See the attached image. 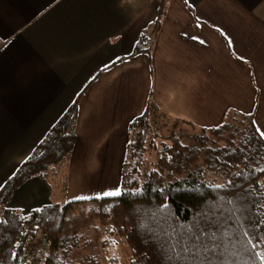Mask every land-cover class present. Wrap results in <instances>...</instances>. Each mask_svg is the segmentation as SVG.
<instances>
[{"label": "crops", "instance_id": "0c3cea01", "mask_svg": "<svg viewBox=\"0 0 264 264\" xmlns=\"http://www.w3.org/2000/svg\"><path fill=\"white\" fill-rule=\"evenodd\" d=\"M156 5L0 0V186L90 82L74 125L80 165L69 178H87L93 160L103 164L112 135L127 134L149 102L195 128L220 125L230 113L252 115L261 136L264 0H168L150 56L124 57ZM80 188L90 194L89 185ZM51 196L33 177L6 206L26 212Z\"/></svg>", "mask_w": 264, "mask_h": 264}, {"label": "trees", "instance_id": "16d2710c", "mask_svg": "<svg viewBox=\"0 0 264 264\" xmlns=\"http://www.w3.org/2000/svg\"><path fill=\"white\" fill-rule=\"evenodd\" d=\"M167 1L156 0L153 21L124 57L150 56L151 36L160 29ZM90 83L0 186V264H39L42 253L27 249L34 240L47 249L42 264H75V239L96 222L128 247L129 264L206 259L258 264L255 252L264 254V243L253 249L248 240L259 243L264 237V139L252 115L230 113L220 125L194 134L168 131L167 143L152 147L156 160L146 169L147 138L157 111L149 102L128 124L131 138L121 164L120 196L53 202L27 213L6 207L25 181H45L42 172L71 154L78 102ZM205 247L214 250L195 253Z\"/></svg>", "mask_w": 264, "mask_h": 264}, {"label": "rangeland", "instance_id": "374dc122", "mask_svg": "<svg viewBox=\"0 0 264 264\" xmlns=\"http://www.w3.org/2000/svg\"><path fill=\"white\" fill-rule=\"evenodd\" d=\"M164 112L157 108L154 117L151 119V135L147 138L145 154L146 169H150L156 160L155 150L152 147H158L161 142L167 143L164 136L167 135L168 131L172 130L173 132L194 134L198 133L200 129L193 127L186 121L167 115ZM112 137L115 140L110 144L109 157L103 160V164H99V161L93 160L91 162L92 165L85 168V176L87 178L82 179L78 178V176L69 178L74 172L73 169H78L77 166L80 165L77 162L78 159L75 160L74 158L76 139L72 152L68 157L52 167L49 166L42 172V176L46 179L45 181L49 185L52 195L50 200H47L48 203L77 200L76 197H98L104 192L120 189L121 164L127 152L125 142L126 140H130L131 134L129 132L125 134L123 131L122 134L112 135ZM182 142L189 143V140L184 138ZM73 159L74 161H72ZM74 162H76L75 166ZM215 181L219 183L220 179L217 178ZM88 185L90 194H85L81 191L82 188L80 187H86ZM67 186L72 187V194H66ZM23 212L25 213V210ZM73 212L78 214L80 212L79 207L76 206ZM76 238L75 240L77 242L75 241L72 257L75 264H129L130 252L128 247L121 239L110 237L97 222L89 229L83 230ZM27 249L29 252H41L42 260L47 250L39 240H34L28 245ZM42 260L39 264H42Z\"/></svg>", "mask_w": 264, "mask_h": 264}, {"label": "snow or ice", "instance_id": "6c2138e0", "mask_svg": "<svg viewBox=\"0 0 264 264\" xmlns=\"http://www.w3.org/2000/svg\"><path fill=\"white\" fill-rule=\"evenodd\" d=\"M257 131L259 132L260 129H257ZM261 138L264 139V132L261 133ZM264 171V170H262ZM217 188H220L222 187L221 185H217L216 186ZM122 193H121V190L120 189H115V190H112V191H107V192H104L101 194V196H109V197H118L120 196ZM98 199L100 198V196L97 197ZM76 199H89V197H76ZM109 231H111V229H109ZM248 233H245V236H247ZM105 239H107L105 237ZM258 242L254 241V240H251L249 239L248 240V244H250L253 249H256L260 246V243H264V237H260L258 238ZM113 243H115V241H113ZM215 247V246H214ZM214 247L213 248H196L195 249V253H207V252H211L214 250ZM185 251H190V249H188L187 247H185ZM255 255L256 257H258V264H264V254H262L261 252L259 251H256L255 252ZM188 264H231V262H226V261H219V262H213L212 260H204V261H200V260H193L191 262H188Z\"/></svg>", "mask_w": 264, "mask_h": 264}]
</instances>
